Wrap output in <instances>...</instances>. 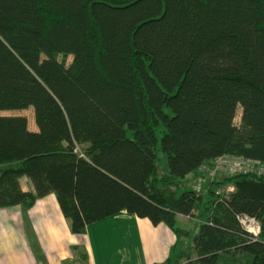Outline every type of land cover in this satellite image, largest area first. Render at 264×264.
<instances>
[{"label": "trees", "instance_id": "16d2710c", "mask_svg": "<svg viewBox=\"0 0 264 264\" xmlns=\"http://www.w3.org/2000/svg\"><path fill=\"white\" fill-rule=\"evenodd\" d=\"M225 156L264 166V0H0V209L55 194L75 236L125 212L182 264H264V174L186 186Z\"/></svg>", "mask_w": 264, "mask_h": 264}, {"label": "crops", "instance_id": "0c3cea01", "mask_svg": "<svg viewBox=\"0 0 264 264\" xmlns=\"http://www.w3.org/2000/svg\"><path fill=\"white\" fill-rule=\"evenodd\" d=\"M21 187L34 192L27 178ZM182 247L165 225L154 227L125 212L88 227L85 236H75L55 194L31 209H0V264H62L82 249L86 264H180L178 254L187 249Z\"/></svg>", "mask_w": 264, "mask_h": 264}, {"label": "rangeland", "instance_id": "374dc122", "mask_svg": "<svg viewBox=\"0 0 264 264\" xmlns=\"http://www.w3.org/2000/svg\"><path fill=\"white\" fill-rule=\"evenodd\" d=\"M60 60H62V57H60ZM67 63L68 65L71 64L72 62V57H68L67 59ZM1 115H7V116H25L28 118L29 120V125H30V129L31 130H35L36 129V126H35V122H34V114H33V110L29 109L27 111H14V112H6V113H2ZM235 123L237 125H239L240 123V111L238 112V115H237V118L235 120ZM164 160H166V158H164ZM166 166V164H165ZM201 178L200 179H194V178H190L187 182H186V186L189 187V188H195L197 185L200 186H204L207 187V185L212 182L213 180H216V181H219V182H222L224 181L227 177H229L230 175L228 174H224V173H217L215 175H211L210 173H208V171L205 170V168L202 170L201 172ZM205 176V177H204ZM204 177V178H203ZM233 191V188L232 186L230 185H227V186H224L223 188H221L219 190V192L221 194L223 193H228V192H231ZM178 225L179 227H181L182 229H184L185 231H189L191 233H194L196 231V222H193V221H190L189 219H180L179 222H178ZM187 245H189L190 247V242L189 240L186 241L184 244H183V247L184 249L187 248ZM180 251V250H179ZM181 255V252H179L178 254V258L180 257ZM178 258L176 259L173 258V261L177 262ZM85 252L84 250H80V252L76 253L75 255V258H73L72 260L70 261H66V262H63L62 264H86L85 263ZM185 259H182L179 263L182 264L184 262Z\"/></svg>", "mask_w": 264, "mask_h": 264}, {"label": "built area", "instance_id": "2783aa9c", "mask_svg": "<svg viewBox=\"0 0 264 264\" xmlns=\"http://www.w3.org/2000/svg\"><path fill=\"white\" fill-rule=\"evenodd\" d=\"M208 173L215 175L217 173H224L228 175L249 174L254 173L257 175L264 174V166L257 162H252L242 158L221 157L215 160L211 167L205 168ZM239 222L243 229L253 238H257L260 233V223L248 216L239 218Z\"/></svg>", "mask_w": 264, "mask_h": 264}]
</instances>
